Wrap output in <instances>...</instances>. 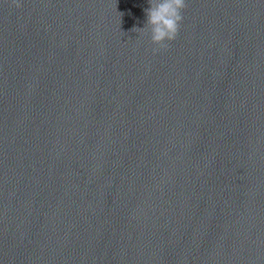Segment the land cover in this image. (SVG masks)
I'll return each instance as SVG.
<instances>
[{
    "label": "clouds",
    "instance_id": "clouds-1",
    "mask_svg": "<svg viewBox=\"0 0 264 264\" xmlns=\"http://www.w3.org/2000/svg\"><path fill=\"white\" fill-rule=\"evenodd\" d=\"M149 4L150 7L145 9L147 27H134L132 31L150 30L152 43L158 45L159 49H166L168 44L165 41L175 40L179 32V26L183 20L182 10L186 7L185 0H149ZM19 6L16 4V7Z\"/></svg>",
    "mask_w": 264,
    "mask_h": 264
}]
</instances>
